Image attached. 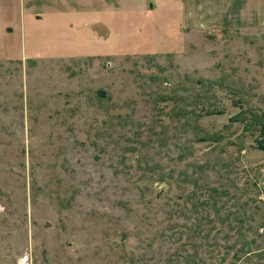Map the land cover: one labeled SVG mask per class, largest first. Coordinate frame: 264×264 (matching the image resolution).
<instances>
[{
  "label": "rangeland",
  "instance_id": "374dc122",
  "mask_svg": "<svg viewBox=\"0 0 264 264\" xmlns=\"http://www.w3.org/2000/svg\"><path fill=\"white\" fill-rule=\"evenodd\" d=\"M225 1L0 0V264H264V0Z\"/></svg>",
  "mask_w": 264,
  "mask_h": 264
},
{
  "label": "crops",
  "instance_id": "0c3cea01",
  "mask_svg": "<svg viewBox=\"0 0 264 264\" xmlns=\"http://www.w3.org/2000/svg\"><path fill=\"white\" fill-rule=\"evenodd\" d=\"M49 2H50V0H49ZM226 3H229L230 5L227 7V10L225 11V13L222 15V17L224 16V23L226 24H228L229 22H230V20H231V17L233 16V13H234V8L232 7V4H234L233 2H235V0H226L225 1ZM184 12H185V14H184V16H185V18L186 19H188V18H190L189 17V15H188V7L187 6H185L184 7ZM19 20V19H18ZM18 20H17V23H18ZM24 26H26V25H23V27ZM5 27L6 26H4L2 29H3V31L5 30Z\"/></svg>",
  "mask_w": 264,
  "mask_h": 264
}]
</instances>
